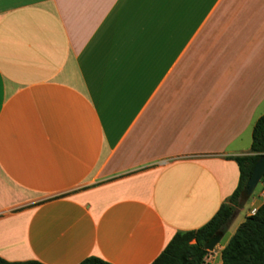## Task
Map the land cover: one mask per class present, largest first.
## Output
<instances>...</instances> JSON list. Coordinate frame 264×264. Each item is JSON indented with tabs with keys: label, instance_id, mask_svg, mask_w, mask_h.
Returning <instances> with one entry per match:
<instances>
[{
	"label": "crops",
	"instance_id": "obj_1",
	"mask_svg": "<svg viewBox=\"0 0 264 264\" xmlns=\"http://www.w3.org/2000/svg\"><path fill=\"white\" fill-rule=\"evenodd\" d=\"M262 115L264 0H0V258L151 264Z\"/></svg>",
	"mask_w": 264,
	"mask_h": 264
},
{
	"label": "trees",
	"instance_id": "obj_2",
	"mask_svg": "<svg viewBox=\"0 0 264 264\" xmlns=\"http://www.w3.org/2000/svg\"><path fill=\"white\" fill-rule=\"evenodd\" d=\"M264 156V115L252 128L249 154L227 158L236 163L239 171L237 187L211 220L203 227L189 232L176 233L162 253L151 264H203L208 252L204 244L217 232L224 235L236 211L244 205L241 194L258 159ZM0 264H42L36 261L7 262ZM80 264H107L88 257ZM220 264H264V202L252 216H247L236 228L220 252Z\"/></svg>",
	"mask_w": 264,
	"mask_h": 264
},
{
	"label": "water",
	"instance_id": "obj_3",
	"mask_svg": "<svg viewBox=\"0 0 264 264\" xmlns=\"http://www.w3.org/2000/svg\"><path fill=\"white\" fill-rule=\"evenodd\" d=\"M264 176V156L255 163L250 177L247 181L246 188L244 192L241 194V198L246 202L250 196L253 194L255 189L257 188L261 178ZM224 234L222 232H217L213 237H211L205 244L204 250L208 253H212L215 248L219 245Z\"/></svg>",
	"mask_w": 264,
	"mask_h": 264
},
{
	"label": "rangeland",
	"instance_id": "obj_4",
	"mask_svg": "<svg viewBox=\"0 0 264 264\" xmlns=\"http://www.w3.org/2000/svg\"><path fill=\"white\" fill-rule=\"evenodd\" d=\"M84 188L78 189L76 191H80L83 190ZM75 191V192H76ZM260 193V186H257V188L255 189V191L253 192V194L250 196V198L244 203L243 207L239 210L236 211L235 215L233 216L229 226H228V230L225 233L224 237L222 238L220 244L217 246L216 250H218L219 246L223 245L225 243V241L227 240L229 234L238 226L240 225L239 223H242L243 220L245 219V217L250 216V205L252 203V200L256 199L258 197V194ZM227 202V200L225 201Z\"/></svg>",
	"mask_w": 264,
	"mask_h": 264
},
{
	"label": "built area",
	"instance_id": "obj_5",
	"mask_svg": "<svg viewBox=\"0 0 264 264\" xmlns=\"http://www.w3.org/2000/svg\"><path fill=\"white\" fill-rule=\"evenodd\" d=\"M258 186H260V193H259V196L256 198V200H258L259 198H262L264 199V176L261 178ZM255 200V199H254ZM252 200V203H251V209H250V216L254 215V213L256 212V206H255V201Z\"/></svg>",
	"mask_w": 264,
	"mask_h": 264
}]
</instances>
